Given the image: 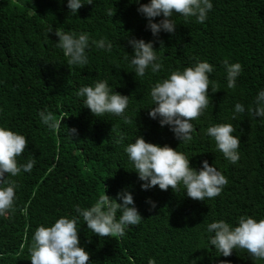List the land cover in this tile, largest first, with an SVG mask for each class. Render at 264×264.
<instances>
[{
  "label": "trees",
  "instance_id": "16d2710c",
  "mask_svg": "<svg viewBox=\"0 0 264 264\" xmlns=\"http://www.w3.org/2000/svg\"><path fill=\"white\" fill-rule=\"evenodd\" d=\"M212 3L204 23L174 15L175 32L153 37L132 0H94L76 15L69 12L67 0H0V126L27 139V147L16 158L18 165L35 159L30 173L5 174L18 188L14 210L0 217V264H31L35 229L51 226L62 216L72 218L74 206H92L104 190L114 199L118 192L129 191L142 220L127 227L123 237H98L81 218L78 235L89 264H148L150 259L156 264H264L245 249L220 255L209 246L211 234L206 231L217 220L235 225L240 216L264 219V118H253L247 111L264 89V0ZM49 26L86 33L90 43L103 38L112 43V51L93 45L87 50L86 66L68 65L56 47L58 37L47 34ZM131 38L153 42L163 64L160 72L134 75L124 59L133 52ZM225 60L242 66L234 89L227 87ZM197 61L214 66L209 105L192 121V141L180 142L168 126L149 118V93L170 72ZM99 80H108L115 92L129 96L125 115L132 123L112 114L96 117L84 107L78 89ZM236 103L245 106V113L232 119ZM40 111L63 117L59 133L41 122ZM214 124H231L232 134L240 138L236 164L226 160L205 134ZM73 128L77 134L68 137L67 130ZM121 134L127 139L118 145ZM137 135L184 153L197 170L207 160L228 183L219 196L204 201L187 197L182 185L167 191L158 186L142 190L144 182L124 152ZM148 200L156 207L151 208Z\"/></svg>",
  "mask_w": 264,
  "mask_h": 264
},
{
  "label": "clouds",
  "instance_id": "9594fccd",
  "mask_svg": "<svg viewBox=\"0 0 264 264\" xmlns=\"http://www.w3.org/2000/svg\"><path fill=\"white\" fill-rule=\"evenodd\" d=\"M138 5L137 12L146 21V27L153 37L161 32L173 34L177 24L173 17L180 15L185 20L195 18L196 23H204L208 13L213 8L212 0H132ZM94 0H67L69 12L76 15L78 9L85 4H93ZM112 15L111 13H109ZM160 18L154 22L155 18ZM58 37L56 47L63 51L68 65L86 66L89 62L87 50L93 45L105 52H111L113 45L105 39L92 40L86 33L65 32L54 30L52 26L47 34ZM132 48L131 55L127 53L124 59L133 69L136 77H144L148 71L152 74L160 72L163 64L157 56L153 42L143 39H128ZM227 87L234 89L236 81L242 72L240 63L224 61ZM214 66L207 61H197L194 66L183 70L172 71L168 76L151 86L150 98L152 107L148 108L150 119L158 120L161 127L168 126L175 138L180 142H190L193 139L195 127L192 123L204 114L209 105L210 76ZM76 95L83 98L84 107L96 117L105 114L122 117L125 124L132 121L125 115L129 105V96L121 95L113 90L108 80H99L92 85L81 86ZM249 106L248 114L253 118H264V89H261ZM245 113V106L236 103L232 119ZM41 122L51 131L59 133L61 120L51 112L38 113ZM231 124H214L207 128L206 135L211 137L224 158L231 164L239 160L238 148L240 138L232 133ZM75 128L67 130L68 137L75 136ZM127 137L123 134L116 140L122 145ZM27 147V139L6 127L0 126V217L14 210L17 183L6 176L16 177L21 172L30 173L35 165V159L18 165L17 157ZM129 162L133 165L138 179L143 181L142 190L158 186L167 191L183 186L187 197L198 201L212 199L220 195L228 183L226 177L207 160L201 161L199 170L190 167L189 157L172 149L168 145L159 146L146 142L142 136H136L134 142L124 147ZM119 200L121 203H117ZM151 208L155 202L146 201ZM76 213L72 218L62 216L51 226H38L32 236L30 248L31 264H89V253L80 245L77 224L82 218L87 229L98 237H123L129 226L138 225L142 217L134 205L132 194L127 190L117 193L112 198L104 193L96 202L88 207L74 206ZM120 213L117 218V213ZM209 246H214L220 255L228 257L234 249H245L255 260H264V219L257 220L251 216H240L235 225L225 220L211 222L206 227ZM148 264H156L150 259Z\"/></svg>",
  "mask_w": 264,
  "mask_h": 264
}]
</instances>
